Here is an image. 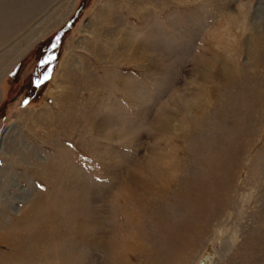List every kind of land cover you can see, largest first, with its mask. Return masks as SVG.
<instances>
[{"label": "rangeland", "instance_id": "rangeland-1", "mask_svg": "<svg viewBox=\"0 0 264 264\" xmlns=\"http://www.w3.org/2000/svg\"><path fill=\"white\" fill-rule=\"evenodd\" d=\"M201 263L264 264V0H0V264Z\"/></svg>", "mask_w": 264, "mask_h": 264}, {"label": "snow or ice", "instance_id": "snow-or-ice-1", "mask_svg": "<svg viewBox=\"0 0 264 264\" xmlns=\"http://www.w3.org/2000/svg\"><path fill=\"white\" fill-rule=\"evenodd\" d=\"M57 41H59L60 37L57 36L55 38ZM58 45L57 44H53V51L48 55L46 56L45 58H43L41 61H40V64L42 67H47L49 64H51V62L53 60L56 59V56H55V48L57 47ZM51 78V71H48V72H45L44 73V79L45 80H48ZM41 81L37 80V84H40Z\"/></svg>", "mask_w": 264, "mask_h": 264}, {"label": "bare ground", "instance_id": "bare-ground-1", "mask_svg": "<svg viewBox=\"0 0 264 264\" xmlns=\"http://www.w3.org/2000/svg\"><path fill=\"white\" fill-rule=\"evenodd\" d=\"M18 7V6H17ZM16 9V8H15ZM136 57V56H135ZM9 61V60H8Z\"/></svg>", "mask_w": 264, "mask_h": 264}, {"label": "water", "instance_id": "water-1", "mask_svg": "<svg viewBox=\"0 0 264 264\" xmlns=\"http://www.w3.org/2000/svg\"><path fill=\"white\" fill-rule=\"evenodd\" d=\"M201 264H205V263H201Z\"/></svg>", "mask_w": 264, "mask_h": 264}]
</instances>
